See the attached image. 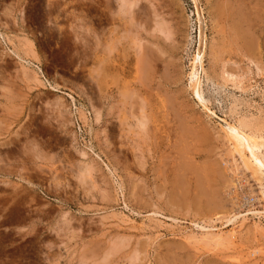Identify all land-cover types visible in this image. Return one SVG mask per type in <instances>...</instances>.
I'll return each mask as SVG.
<instances>
[{
	"label": "rangeland",
	"instance_id": "1",
	"mask_svg": "<svg viewBox=\"0 0 264 264\" xmlns=\"http://www.w3.org/2000/svg\"><path fill=\"white\" fill-rule=\"evenodd\" d=\"M228 124L264 146V0H0V264H264Z\"/></svg>",
	"mask_w": 264,
	"mask_h": 264
},
{
	"label": "bare ground",
	"instance_id": "2",
	"mask_svg": "<svg viewBox=\"0 0 264 264\" xmlns=\"http://www.w3.org/2000/svg\"><path fill=\"white\" fill-rule=\"evenodd\" d=\"M122 5V4H121ZM123 6H125L123 4ZM135 7V6H134ZM126 9V7H125ZM132 15V14H131ZM133 21V20H132ZM170 31V30H169ZM112 33V32H111ZM110 33V34H111ZM171 33V32H170ZM107 35V31H105L104 35H105V39H104V42H105V45L106 47L104 48L105 51L104 52V55H103V60L105 62V73L106 75H108V72L110 70V65H109V54L112 53L114 54V50H115V44L113 42H111L112 38L111 36ZM122 35V34H121ZM115 39V38H114ZM117 47V46H116ZM119 49V48H117ZM141 52V51H140ZM152 53V52H151ZM116 54V57H115V60L117 62V64H114L112 65L113 66V70L117 71L119 74H122L123 76H126L128 77L129 75V70L131 68H128L129 65H130V59H128L127 56H125L124 54H121L119 52V50H117V52L115 53ZM148 54V53H147ZM198 54V53H197ZM152 57V56H151ZM197 59H199L201 61V56H196ZM135 58V57H134ZM153 58V57H152ZM152 58H147V56L145 54L139 56L137 59H136V65H135V73H137V75H140V77L142 76V78H145L148 74V70H149V65H150V61ZM155 58V57H154ZM196 59V58H194ZM150 60V61H149ZM153 61V59H152ZM199 61V62H200ZM135 63V62H134ZM152 64V63H151ZM194 68V67H193ZM195 69V68H194ZM196 71L194 70L192 72V81H194V76L196 77ZM140 77L139 79L137 78L138 82H141L140 80ZM141 78V79H142ZM153 78V76H152ZM143 80V83H144V79ZM201 80V79H200ZM200 80L199 78H196L195 82H194V91L195 93L197 94L198 97H200V91H199V85H200ZM136 82V81H134ZM133 82V83H134ZM143 83L141 84L143 86ZM202 83V82H201ZM137 84V83H136ZM193 84V83H192ZM131 85V84H130ZM126 86V85H125ZM141 86V87H142ZM128 88V87H127ZM126 88V89H127ZM130 89V87H129ZM128 89V90H129ZM137 89V88H136ZM134 90V89H133ZM131 92V91H130ZM129 92V93H130ZM128 93V92H127ZM124 96V95H123ZM196 96V95H195ZM126 97V95H125ZM141 106V105H140ZM205 107V106H204ZM213 114V113H212ZM215 114V113H214ZM144 118V117H143ZM227 121V120H226ZM240 121V120H238ZM144 122V121H143ZM242 122V120L240 121ZM141 123V122H140ZM232 123V122H231ZM244 123V122H243ZM242 123V124H243ZM144 124V123H143ZM242 124H238V125H231V124H228L227 125V128H226V132H227V137H229L230 141L233 142L234 146L233 148L235 147V149L238 151L239 155H240V158H241V162L242 165L245 166V168H247L248 170H250V172L258 177L259 179L262 180V177L264 176V153L261 151V147L263 146V143L261 141H259V135L256 134L255 132H251V131H247L245 130V126H243ZM256 124V122H255ZM146 125V124H145ZM258 126V125H257ZM141 127V126H140ZM262 133V132H261ZM226 134V133H225ZM226 137V138H227ZM263 138V137H262ZM260 140H263V139H260ZM264 147V146H263ZM239 158V159H240ZM244 166H243V169H244ZM247 170V171H248ZM220 174V173H219ZM181 180V179H180ZM233 184V183H232ZM235 185V183L233 184ZM258 187V186H257ZM181 190V188H180ZM264 199V181H261V190L259 191ZM235 202V201H234ZM235 204V203H234ZM235 209V208H234ZM241 209V208H240ZM239 209V210H240ZM236 210H238L236 208ZM238 210V211H239ZM260 212L258 211H252L250 210L248 213H245L243 214V216H245L246 214H258ZM230 217V216H229ZM228 218V217H227ZM238 218V215L237 214H234L232 217L228 218V222L229 221H232L234 219ZM246 218V217H245ZM237 220V219H236ZM234 223V222H233ZM222 232H220V234H216L215 237L213 235L212 239L210 240H215L217 243L219 242H223V240H225V236H223L221 234ZM214 241V242H215Z\"/></svg>",
	"mask_w": 264,
	"mask_h": 264
},
{
	"label": "crops",
	"instance_id": "3",
	"mask_svg": "<svg viewBox=\"0 0 264 264\" xmlns=\"http://www.w3.org/2000/svg\"><path fill=\"white\" fill-rule=\"evenodd\" d=\"M7 209L0 210L1 211V213H0V216H1L0 217L1 218V220H0V226L9 225V218H8V216H9V210H7ZM4 210H6V213L5 214H4Z\"/></svg>",
	"mask_w": 264,
	"mask_h": 264
}]
</instances>
